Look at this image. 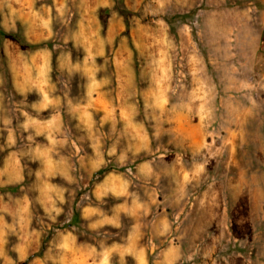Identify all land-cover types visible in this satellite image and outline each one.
Returning a JSON list of instances; mask_svg holds the SVG:
<instances>
[{"label":"rangeland","instance_id":"1","mask_svg":"<svg viewBox=\"0 0 264 264\" xmlns=\"http://www.w3.org/2000/svg\"><path fill=\"white\" fill-rule=\"evenodd\" d=\"M0 264H264V0H0Z\"/></svg>","mask_w":264,"mask_h":264},{"label":"trees","instance_id":"2","mask_svg":"<svg viewBox=\"0 0 264 264\" xmlns=\"http://www.w3.org/2000/svg\"><path fill=\"white\" fill-rule=\"evenodd\" d=\"M3 34H5V35H13V34H10V33H7V32H2ZM125 34H128V31H125ZM22 39L25 41V42H27V40L25 39V37H22ZM110 170V168L109 167H105V166H103V167H101L100 169H98L95 173H94V176L96 177L98 174L100 175V176H104V175H106V173L108 172ZM98 175V176H99ZM96 179H97V177H96ZM8 188H13V186H9Z\"/></svg>","mask_w":264,"mask_h":264}]
</instances>
